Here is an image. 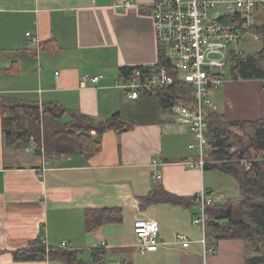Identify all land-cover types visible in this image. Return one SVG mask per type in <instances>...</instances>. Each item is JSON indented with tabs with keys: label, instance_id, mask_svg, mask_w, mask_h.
<instances>
[{
	"label": "crops",
	"instance_id": "1",
	"mask_svg": "<svg viewBox=\"0 0 264 264\" xmlns=\"http://www.w3.org/2000/svg\"><path fill=\"white\" fill-rule=\"evenodd\" d=\"M124 1L0 0V94L58 102L71 122L81 113L99 121L119 112L131 125L122 131L107 129L95 155H59L45 148L38 153L32 141L18 149L9 145L0 113V264H67L51 258L15 259L16 249L43 237L52 248H62L67 240L86 260L93 248L102 246L106 264H200L203 231L193 221L198 213L193 199L202 190L217 201L240 195L235 175L187 163L196 153L190 147L195 137L171 107H162L158 95L130 98L115 86L122 67L155 66L160 55L154 0L117 5ZM29 31L39 37V45ZM97 73L104 74L97 84L82 85L83 74ZM210 98L209 109L228 120L264 118L262 78L229 79L213 88ZM51 122L47 127L57 125ZM59 132L48 129L49 139L65 140ZM154 159L162 163L161 179L154 177ZM225 180L229 187L220 186ZM160 183L185 203L144 206L142 199ZM103 207H120L122 221L87 231V209ZM139 218L158 219L162 243L157 250L141 252L134 231ZM176 233L187 234L189 246L174 243ZM208 242L216 249L208 264H246L243 239Z\"/></svg>",
	"mask_w": 264,
	"mask_h": 264
},
{
	"label": "trees",
	"instance_id": "2",
	"mask_svg": "<svg viewBox=\"0 0 264 264\" xmlns=\"http://www.w3.org/2000/svg\"><path fill=\"white\" fill-rule=\"evenodd\" d=\"M255 28L262 32L264 41V25H257ZM45 43L46 46L50 45V42ZM50 50L55 49L52 47ZM159 53L158 64L169 65L170 61L165 57L161 45ZM143 66L145 65L122 67L121 74L127 76ZM230 71L235 79H264V43L260 50L248 53L246 58L233 64ZM193 91L192 84L179 83L153 94L159 96L162 107L168 108L175 103L191 104ZM64 111L65 109L55 101L45 103L23 101L0 94V113L5 138L9 145L17 149L30 146L33 136L38 153H42L43 144L48 153L63 155L81 152L86 156H92L101 150L102 135L107 129L122 131L131 127L119 112L99 121L81 113L74 116L76 120H72L70 128L64 131L62 137L65 140H51L48 137L47 125L44 127V117L48 119V123L52 119L58 121V117L62 116ZM206 120L209 146L212 147L210 157L223 162L219 165L210 162L205 169L218 167L227 171L237 177L240 186L239 197L225 201L216 200L215 204L207 207V239L212 244L219 239H243L246 251L248 244H252L256 252L251 256L247 253L246 264H264V159L254 160L249 169L238 160L243 153L251 155L254 151L259 152L263 149L264 118L232 121L226 119L220 112L208 108ZM247 125H254L256 131L255 135L249 138L244 133ZM93 130L96 131V135L92 133ZM60 135L59 132L58 136ZM233 146L236 150L231 151L230 148ZM159 201L183 204L185 198L171 193L160 183L150 190L142 199V203L145 206ZM193 201L199 203L197 197ZM122 216L120 207L88 208L85 216L86 229L93 231L107 223L121 222ZM81 252L77 248L74 250L52 248L48 251L42 239L37 238L16 249L14 257L16 260L35 261L51 258L67 264H106L107 250L102 246L93 248L87 260L80 256Z\"/></svg>",
	"mask_w": 264,
	"mask_h": 264
},
{
	"label": "built area",
	"instance_id": "3",
	"mask_svg": "<svg viewBox=\"0 0 264 264\" xmlns=\"http://www.w3.org/2000/svg\"><path fill=\"white\" fill-rule=\"evenodd\" d=\"M133 3L132 0H125L117 5L128 7ZM261 5H264V0H154L152 9L156 31L170 64L145 65L115 82V86L124 90L130 98L166 90L179 83L193 85V102L175 103L171 107L177 121L184 124L195 137L190 147L196 153L187 160L191 167L205 169L210 162L222 161L210 157L212 147L209 146L206 120V109L211 105L210 92L227 80L234 79L230 69L233 64L247 57L249 52L245 45L251 39H263L262 33L255 28L256 10ZM28 35L33 42L40 44L38 36L31 31ZM103 77V73L83 74L81 82L82 85L97 84ZM262 81L264 83V79ZM31 141L37 147L33 136ZM230 150L234 151L236 147ZM257 159H264V147L255 156L243 153L238 158L247 169ZM152 164L154 177L161 179L162 163L154 159ZM197 198L198 213L193 221L200 224L203 231V260L200 264H208L209 256L216 249L207 239V207L215 204L217 199L205 190ZM134 231L141 239L142 253L155 251L162 243L158 219L139 218L134 221ZM42 241L48 251L52 249L45 237ZM173 242L187 247L191 240L185 233H176ZM62 248L70 249V243L64 240Z\"/></svg>",
	"mask_w": 264,
	"mask_h": 264
},
{
	"label": "rangeland",
	"instance_id": "4",
	"mask_svg": "<svg viewBox=\"0 0 264 264\" xmlns=\"http://www.w3.org/2000/svg\"><path fill=\"white\" fill-rule=\"evenodd\" d=\"M256 25H264V5H261L259 8H257L256 10ZM259 31V30H258ZM261 32V31H260ZM259 32V33H260ZM262 33V32H261ZM263 35V34H262ZM263 39H257V40H250L246 45H245V48L246 50L249 52V53H255L257 52L258 50H260V48H262L263 46ZM158 64V63H157ZM150 66V65H149ZM64 114L63 116L59 117L58 119V122L55 121V123L57 124L56 126L53 125V124H50L48 129H51V131H54V130H59L60 131V134H63L64 131L67 130V128H70V124H71V120H70V117L69 115H66ZM43 123H44V127H46V124H48V119L46 117H44V120H43ZM48 131V130H47ZM255 127L254 125H247V127L245 128L244 130V133L245 135L249 138L251 136H254L255 135ZM261 151V150H260ZM259 151V152H260ZM259 152H256L254 151L253 154H248L251 156H255L257 155V153ZM209 171H219L217 168H213V169H210ZM214 176H217L219 175L220 173H212ZM218 182H220L219 179H217ZM220 186H228L229 187V184H227L226 180L225 181H221V184ZM239 207H237L238 209ZM254 246L252 244H248V248H247V251H246V256H247V253L248 255H253L255 254V250H254Z\"/></svg>",
	"mask_w": 264,
	"mask_h": 264
},
{
	"label": "water",
	"instance_id": "5",
	"mask_svg": "<svg viewBox=\"0 0 264 264\" xmlns=\"http://www.w3.org/2000/svg\"><path fill=\"white\" fill-rule=\"evenodd\" d=\"M34 150H36V147L34 148Z\"/></svg>",
	"mask_w": 264,
	"mask_h": 264
},
{
	"label": "bare ground",
	"instance_id": "6",
	"mask_svg": "<svg viewBox=\"0 0 264 264\" xmlns=\"http://www.w3.org/2000/svg\"><path fill=\"white\" fill-rule=\"evenodd\" d=\"M172 107V106H171Z\"/></svg>",
	"mask_w": 264,
	"mask_h": 264
}]
</instances>
